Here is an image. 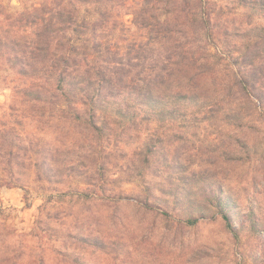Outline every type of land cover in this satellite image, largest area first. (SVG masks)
Masks as SVG:
<instances>
[{
  "label": "rangeland",
  "instance_id": "rangeland-1",
  "mask_svg": "<svg viewBox=\"0 0 264 264\" xmlns=\"http://www.w3.org/2000/svg\"><path fill=\"white\" fill-rule=\"evenodd\" d=\"M41 1L0 4L15 12ZM141 1L100 6L106 55L125 69L104 90L132 87L135 77L141 88L201 97L183 112L167 106V126L111 123L102 139L54 119L36 123L32 149L12 161L23 186L0 185V264H264V106L230 66H258L264 78V0ZM153 13L166 22L155 26ZM189 46L193 70L174 55ZM13 83L0 65V115ZM147 188L167 199L166 214L143 203Z\"/></svg>",
  "mask_w": 264,
  "mask_h": 264
},
{
  "label": "trees",
  "instance_id": "trees-1",
  "mask_svg": "<svg viewBox=\"0 0 264 264\" xmlns=\"http://www.w3.org/2000/svg\"><path fill=\"white\" fill-rule=\"evenodd\" d=\"M103 1L42 0L25 4L15 12L7 11L0 4V65L19 79V84L11 86L13 101L0 115V185L23 186L22 178L11 172L12 161L14 154L22 152L24 156L32 149L36 123L54 119L88 130L91 139H102L111 123L133 125L146 120L167 126V106L176 113L183 112L201 97L141 88L136 85L135 77L131 79L132 87L121 84L108 94L104 90L106 80L112 75L115 79L116 74H124L125 69L106 55L110 44L103 34L100 11ZM150 1H164L163 8L167 6V0H142L141 3ZM161 14L148 15L155 26L166 22L161 20ZM199 17L205 37L211 38V14L202 11ZM174 55L178 59L176 63L193 70L192 62L197 58L190 46L176 47ZM128 64L135 65L131 60ZM230 66L237 67L234 79L240 89L256 100L254 104L264 106V78L260 67L251 64V68L241 71L234 62ZM155 71L157 76L167 74V65ZM28 119L34 124L26 128L23 121ZM146 148L152 157L153 145L148 144ZM39 168L40 164L35 163V170ZM102 177L99 173L97 179ZM149 191V188L145 191L144 204L162 208L167 205L166 198L152 197ZM163 211L167 213L164 208ZM224 217L227 219L225 213Z\"/></svg>",
  "mask_w": 264,
  "mask_h": 264
}]
</instances>
